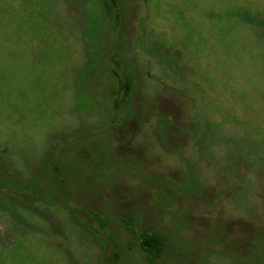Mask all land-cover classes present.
Listing matches in <instances>:
<instances>
[{"label":"rangeland","instance_id":"374dc122","mask_svg":"<svg viewBox=\"0 0 264 264\" xmlns=\"http://www.w3.org/2000/svg\"><path fill=\"white\" fill-rule=\"evenodd\" d=\"M141 233L264 264V0H0V264H147Z\"/></svg>","mask_w":264,"mask_h":264},{"label":"trees","instance_id":"16d2710c","mask_svg":"<svg viewBox=\"0 0 264 264\" xmlns=\"http://www.w3.org/2000/svg\"><path fill=\"white\" fill-rule=\"evenodd\" d=\"M110 1L112 5L116 4V0H110ZM129 85H130L129 80H125L123 85L124 88L122 89L120 96H123L124 98L127 97ZM94 217L97 220L99 219L97 215H94ZM139 246L146 258L147 264H155L156 259L160 256L163 250L164 239L160 235L155 233H141L139 234Z\"/></svg>","mask_w":264,"mask_h":264}]
</instances>
